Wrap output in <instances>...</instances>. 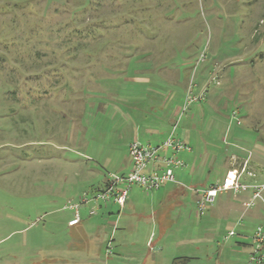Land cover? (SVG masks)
Here are the masks:
<instances>
[{
  "label": "rangeland",
  "instance_id": "1",
  "mask_svg": "<svg viewBox=\"0 0 264 264\" xmlns=\"http://www.w3.org/2000/svg\"><path fill=\"white\" fill-rule=\"evenodd\" d=\"M183 104L195 184L264 156V0H0V264H264V199L234 212L243 190L200 217L186 183L162 207L132 186L108 249L67 229L63 206L128 166L154 109Z\"/></svg>",
  "mask_w": 264,
  "mask_h": 264
},
{
  "label": "built area",
  "instance_id": "2",
  "mask_svg": "<svg viewBox=\"0 0 264 264\" xmlns=\"http://www.w3.org/2000/svg\"><path fill=\"white\" fill-rule=\"evenodd\" d=\"M195 98V97H194ZM192 100L188 97L186 104ZM186 104H183L178 112L175 121L171 125V129L166 138L158 145H150L141 143L138 140H133L128 146V152L131 159V169L122 174L109 173L106 177L104 185L97 187L91 193L85 192L80 197V201L68 204L63 208H68L72 211V216L68 219L67 224L70 226L76 225L81 219L80 207L92 201L96 206L101 203L113 202L121 208L126 204L127 193L130 187L139 186L144 190H156L166 182H176L174 169L183 167L184 162L177 156L180 151H190V145L177 136L176 129L182 113L186 109ZM157 165V168H153ZM230 171L223 177L221 183H214L205 188H192L198 192L196 199V211L198 215H202L208 204L213 202L214 197L220 190L239 191L248 187L254 188L252 198L259 196L258 189L255 185L245 184L238 180L236 171L233 170V176L230 177ZM253 204L249 202L246 204ZM95 212L94 208L88 210L89 214ZM234 235L231 229L228 231V236ZM253 239L256 243H261L263 236L260 227L254 233ZM109 243L107 249L109 248ZM253 259V258H251Z\"/></svg>",
  "mask_w": 264,
  "mask_h": 264
},
{
  "label": "crops",
  "instance_id": "3",
  "mask_svg": "<svg viewBox=\"0 0 264 264\" xmlns=\"http://www.w3.org/2000/svg\"><path fill=\"white\" fill-rule=\"evenodd\" d=\"M180 107L176 106L172 110V112L170 113L169 117H164V115H163V113H164L163 108L164 107L159 106L157 110L154 109L155 112H160V113L158 115L154 116L156 124L155 125H148L146 127L145 142H142L140 140V138H138V137L135 139L140 141L141 143H144V144H150V145L160 144L168 135V133L171 129V125L175 121V118L178 115ZM181 128H182V130L178 133L177 136L189 144L190 128H187L185 126L181 127ZM191 151H192V148L190 151H186L187 153L184 155L180 154L182 151H180L177 154V156L179 158H181L184 162L183 167L174 169V175H175V179H176L177 183L176 182H166L161 187L154 190V194L152 195L153 198L157 195H161V198L158 201L159 206L162 207L164 205L165 201L163 199H165L168 195H173L175 193L177 194L178 192H181V194H182L184 192L182 189L184 183L188 184L187 186L191 190V195H192L190 197V199L193 200L194 203H195V200L198 196L196 195V193L194 191H192V188H205V187H208L209 185L212 184L211 183L207 186H206V184L204 186H199V185L195 184L194 179H196V177H198L195 174H196V171H199L200 164L199 165L197 164V162H198L197 158L191 157V155L188 153ZM244 162H246V166L243 165ZM237 163H234L233 167L228 168L226 170V173L228 171L234 170V172L236 171V174L238 175L239 181H241L245 184L260 185L259 196H261L264 199V156H262V153L258 154L257 156H255L252 159L251 158H243L240 160L238 158ZM189 165H191V167H192L191 171L187 170ZM153 168L154 169L157 168V165H154ZM185 168H186V171L184 170ZM123 169L124 170L121 173H126L131 169V160H130L128 166H125V168H123ZM106 177L104 175V180L100 184L101 186L104 185V183L106 181ZM100 185H98L97 187H100ZM137 188H141V187L137 186ZM141 189H143V188H141ZM253 192H254V189L248 188L246 190H243V191H240V192L234 194V208H233L234 212L237 211L238 209H240L241 204L245 205V202H247L248 199H250ZM137 195H139L138 189H131V187H130V189L128 190V193H127V199H126L125 206L123 208L117 210V212H120L121 210L126 208L124 210L125 212L123 214L125 217H127V215H128L127 209L129 208L130 210H132L137 206L136 205V201L138 200ZM257 199H259V198L257 197ZM261 202L264 205V202L263 201H261ZM114 204L115 203H113V202L101 203L100 205L98 204L96 206V212H94L93 214L88 213L89 208L86 209V211L83 212L84 215L81 216V219H80L78 224L70 226L67 224L68 220L66 221L67 229L72 234L74 233L77 235L81 234V233L88 232V234H89V242L88 243H93L94 245L95 244H98V245L104 244L105 247H107L108 242L110 244V241L112 238H111V235L106 230V226H105L104 222H105V218H106L107 214H111L113 212ZM253 204H254V200H253ZM115 206H116V204H115ZM232 207H233V205H232ZM251 212H252L251 215L255 216L253 209H251ZM120 214H118V217L120 216ZM123 214H122V217L120 219H123ZM202 215H200V217ZM237 215H239V213ZM71 216H72V214H71ZM122 225H124V226L128 225L127 221ZM116 228H118V227H116ZM96 255L99 256V254L93 253L92 249H91L90 256L96 257Z\"/></svg>",
  "mask_w": 264,
  "mask_h": 264
},
{
  "label": "bare ground",
  "instance_id": "4",
  "mask_svg": "<svg viewBox=\"0 0 264 264\" xmlns=\"http://www.w3.org/2000/svg\"><path fill=\"white\" fill-rule=\"evenodd\" d=\"M230 172H231V171H230ZM232 176H233V172L230 173V177H232Z\"/></svg>",
  "mask_w": 264,
  "mask_h": 264
},
{
  "label": "trees",
  "instance_id": "5",
  "mask_svg": "<svg viewBox=\"0 0 264 264\" xmlns=\"http://www.w3.org/2000/svg\"><path fill=\"white\" fill-rule=\"evenodd\" d=\"M122 174V173H121ZM186 258V257H185ZM189 258V257H188Z\"/></svg>",
  "mask_w": 264,
  "mask_h": 264
}]
</instances>
